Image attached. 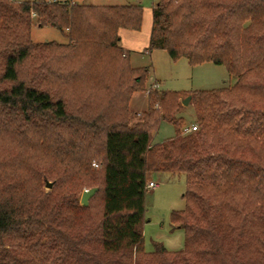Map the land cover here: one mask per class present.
Instances as JSON below:
<instances>
[{
	"label": "trees",
	"instance_id": "16d2710c",
	"mask_svg": "<svg viewBox=\"0 0 264 264\" xmlns=\"http://www.w3.org/2000/svg\"><path fill=\"white\" fill-rule=\"evenodd\" d=\"M152 9L147 50L209 60L235 78L182 92L191 133L174 90H149L148 109L129 121L149 71L130 65L118 30L140 29L141 4L0 0V264H264V0ZM33 24L66 29L67 42L33 43ZM163 121L175 133L151 144ZM152 172L185 175L184 208L170 214L185 229L180 250L144 249ZM94 186L96 223L76 198Z\"/></svg>",
	"mask_w": 264,
	"mask_h": 264
},
{
	"label": "rangeland",
	"instance_id": "374dc122",
	"mask_svg": "<svg viewBox=\"0 0 264 264\" xmlns=\"http://www.w3.org/2000/svg\"><path fill=\"white\" fill-rule=\"evenodd\" d=\"M55 1V0H54ZM81 3L82 0H74ZM92 2L86 0L85 2ZM94 1V0H93ZM104 1V2H103ZM98 0L99 3H114V4H132L139 3L143 6H151L155 0ZM65 33L67 30L65 29ZM64 32L51 26H38L33 24L30 32V39L33 43L39 44L48 41H57L66 43L67 38ZM119 36V35H118ZM119 44V43H118ZM126 49V48H125ZM128 50V49H127ZM129 55L130 51L128 50ZM143 53L132 58L129 62L132 67H147L148 74L143 77L145 90L133 92L128 100V109L132 112L130 123L140 119L141 114L148 109V92L149 90L160 93L162 90H174L181 92L179 102L181 104L180 111L176 116H182L185 119L186 125H191L195 121L194 112L190 104V99L187 105L182 104V100L186 98L187 93L193 90H210L220 87L232 85L235 78L228 73L224 65L215 64L206 61L197 65H190L186 57L172 59L164 49H152L149 53L147 49L142 50ZM147 52V53H146ZM27 68V67H26ZM23 69V75L26 74ZM156 84V86H154ZM75 104H67L69 110H73ZM155 108L160 111V108L155 105ZM175 126L168 121H163L157 131L153 132L151 144L162 142L164 139L173 136ZM96 164L93 162L92 166ZM96 168V167H95ZM148 179L155 181V188H147L144 196V223L143 237L144 249L153 251L156 243L162 244L168 251H177L183 248L184 230L175 225L170 220V214L173 210L184 208L185 201L182 197L186 187V178L183 173L171 174L168 172H152L148 174ZM52 182L51 180H48ZM45 191L51 188L45 187V182H42ZM85 187H82L76 193L78 204H80V196ZM87 206H90V212L93 218L98 222L100 219L101 202L97 197L92 202V196L89 199Z\"/></svg>",
	"mask_w": 264,
	"mask_h": 264
},
{
	"label": "crops",
	"instance_id": "0c3cea01",
	"mask_svg": "<svg viewBox=\"0 0 264 264\" xmlns=\"http://www.w3.org/2000/svg\"><path fill=\"white\" fill-rule=\"evenodd\" d=\"M62 1H71L74 3H77V1L74 0H62ZM86 0H82L81 3L86 4H114V3H99L98 0H92V2ZM157 1V0H155ZM153 1V3H155ZM104 2V1H103ZM105 2H111L110 0H106ZM143 16H142V24L139 30H132V29H124L120 28L118 30L119 35V45L123 48H126L130 51V60L132 58L137 57L139 54L143 53L142 50L147 49V46L149 44V37L152 27V7L151 6H143ZM149 53L150 51L147 50ZM146 52V53H147Z\"/></svg>",
	"mask_w": 264,
	"mask_h": 264
},
{
	"label": "water",
	"instance_id": "95a60500",
	"mask_svg": "<svg viewBox=\"0 0 264 264\" xmlns=\"http://www.w3.org/2000/svg\"><path fill=\"white\" fill-rule=\"evenodd\" d=\"M190 99V96H186V98H184L182 100V104L183 105H187L188 101ZM53 185V182H50L48 180H45V187L47 188H51ZM98 190V187L97 186H94V187H90V188H85L82 193H81V196H80V205L82 206H87L88 203H89V199L92 195L95 194V192Z\"/></svg>",
	"mask_w": 264,
	"mask_h": 264
},
{
	"label": "built area",
	"instance_id": "2783aa9c",
	"mask_svg": "<svg viewBox=\"0 0 264 264\" xmlns=\"http://www.w3.org/2000/svg\"><path fill=\"white\" fill-rule=\"evenodd\" d=\"M154 86H156V84L154 85ZM198 128V126L196 125V124H191V125H188V126H185L184 128H183V132H185V133H187V132H190L191 133V131H194V130H196ZM95 165V164H94ZM157 186V183H155V181H152V180H149L148 182H147V188L149 187V188H155Z\"/></svg>",
	"mask_w": 264,
	"mask_h": 264
}]
</instances>
